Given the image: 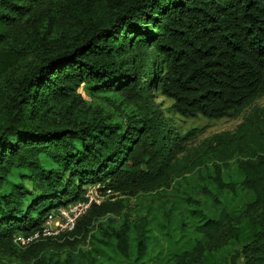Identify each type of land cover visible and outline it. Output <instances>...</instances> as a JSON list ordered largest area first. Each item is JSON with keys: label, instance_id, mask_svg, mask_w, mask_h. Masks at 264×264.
<instances>
[{"label": "trees", "instance_id": "1", "mask_svg": "<svg viewBox=\"0 0 264 264\" xmlns=\"http://www.w3.org/2000/svg\"><path fill=\"white\" fill-rule=\"evenodd\" d=\"M81 85L122 97L126 114L90 112ZM154 90L186 119L233 118L262 97L264 0H0V264H264V104L234 132L207 137L186 167L178 155L189 133ZM230 160L238 181L222 177ZM201 165L191 195L184 175ZM178 177L185 211L166 206L156 221L122 213L125 197ZM90 184L114 195L73 230L14 241ZM79 242L88 247L53 254Z\"/></svg>", "mask_w": 264, "mask_h": 264}, {"label": "rangeland", "instance_id": "2", "mask_svg": "<svg viewBox=\"0 0 264 264\" xmlns=\"http://www.w3.org/2000/svg\"><path fill=\"white\" fill-rule=\"evenodd\" d=\"M82 99L89 107V111H101V110H109L110 112H114L117 115V118H121L123 114H126L127 110L124 104V100L122 97H119L113 93H104V94H94L88 90L85 86L81 87L78 90ZM152 101L154 104H159V108L162 109L163 114L169 117L177 129L182 133H189L188 139L186 141V150L178 155V157H182L185 155V159L181 158L180 161L184 164L189 165L197 164L198 161L195 153L199 149L201 143L211 135L221 133V132H234L237 125L243 120L244 115L249 113L256 107H261L264 104V95L254 102H252L248 107H246L240 114L233 118H221V119H208L202 116L197 118H182L178 115H174L168 113L166 108L169 106L170 101L164 98L159 92L156 90L153 91ZM210 166L211 163H208ZM208 166V167H209ZM185 167V168H186ZM207 174L206 166H199L198 169H194L192 172H188L184 175L189 178L190 188H193V184L201 178H205ZM203 175V177H201ZM222 177L225 181H238L242 178L240 171L238 170L236 163L234 160H230L228 165L222 167ZM19 179V172L15 171L13 175L10 176V182H17ZM178 184L172 183V185L168 188L160 189L157 192H150L145 194H138L137 196L125 197L124 205L125 207L122 209V213L125 215H129L130 219H133L135 215L150 213V217H152L155 221L162 220L163 211L165 207H171L174 209V212L177 210L185 211L187 207H189V202L182 199L180 195L189 193L187 190L189 187H186V181L181 177L177 178ZM10 182L6 183L5 187H8ZM28 190L33 191L32 186L28 181H23ZM175 185V187H174ZM174 187V188H173ZM196 188H193V192L191 195L196 194ZM197 196H201L200 192L197 193ZM123 196H118L121 198ZM115 199V198H114ZM186 222H188L185 226L186 233H190L194 231L196 226V220L190 217V214L187 215ZM113 223L118 224L121 220L119 216H113ZM156 235H159L158 231L154 230ZM154 238V237H153ZM150 240L151 244L154 239ZM162 238V237H161ZM88 246L85 242H79L76 245H66L62 247V249H57L53 252L54 255H58L59 259L62 260L65 257V254L69 251H77L78 249H86ZM49 254V253H48ZM13 259V258H12ZM11 259V260H12ZM1 260V258H0ZM226 264H232L229 258H226ZM78 261V260H77ZM16 262V260H15ZM119 264H123V260H119ZM14 264V263H13ZM24 264H31V262H26ZM239 264V263H237Z\"/></svg>", "mask_w": 264, "mask_h": 264}, {"label": "built area", "instance_id": "3", "mask_svg": "<svg viewBox=\"0 0 264 264\" xmlns=\"http://www.w3.org/2000/svg\"><path fill=\"white\" fill-rule=\"evenodd\" d=\"M114 193L103 190L100 184L86 185L83 198L50 212L42 227L30 235H16L14 241L20 245H27L42 238L57 237L62 233L74 229L76 221L87 211L89 207L99 205L112 197Z\"/></svg>", "mask_w": 264, "mask_h": 264}]
</instances>
